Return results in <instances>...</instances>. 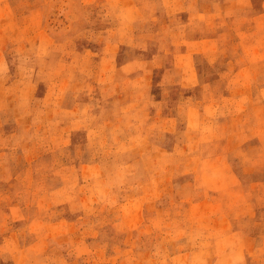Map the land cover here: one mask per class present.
<instances>
[{"label": "rangeland", "instance_id": "rangeland-1", "mask_svg": "<svg viewBox=\"0 0 264 264\" xmlns=\"http://www.w3.org/2000/svg\"><path fill=\"white\" fill-rule=\"evenodd\" d=\"M206 239L264 256V0H0V264Z\"/></svg>", "mask_w": 264, "mask_h": 264}, {"label": "crops", "instance_id": "crops-1", "mask_svg": "<svg viewBox=\"0 0 264 264\" xmlns=\"http://www.w3.org/2000/svg\"><path fill=\"white\" fill-rule=\"evenodd\" d=\"M202 243L194 247L195 249H187L185 253L176 255L171 260V264H178V262L181 264H264V256L260 258L261 260H256L258 257H253V254H250L253 249V240L251 241V239L244 241V257L238 253L241 240H231L227 245L218 244L217 239H206ZM231 245H233V249L227 255L226 246L231 247Z\"/></svg>", "mask_w": 264, "mask_h": 264}]
</instances>
